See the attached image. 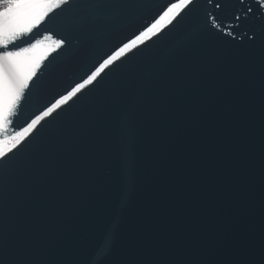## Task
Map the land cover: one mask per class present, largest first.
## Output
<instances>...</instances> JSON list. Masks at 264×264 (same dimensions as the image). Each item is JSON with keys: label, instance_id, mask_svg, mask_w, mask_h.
Here are the masks:
<instances>
[{"label": "water", "instance_id": "95a60500", "mask_svg": "<svg viewBox=\"0 0 264 264\" xmlns=\"http://www.w3.org/2000/svg\"><path fill=\"white\" fill-rule=\"evenodd\" d=\"M166 2L135 0L95 25L73 13L61 33L70 45L45 61L35 94L82 82L100 49L135 39ZM206 7L165 25L17 157L0 193L10 242L45 264H138L160 250L185 264H235L264 239L259 60L242 35L249 25L229 11L221 34Z\"/></svg>", "mask_w": 264, "mask_h": 264}, {"label": "snow or ice", "instance_id": "6c2138e0", "mask_svg": "<svg viewBox=\"0 0 264 264\" xmlns=\"http://www.w3.org/2000/svg\"><path fill=\"white\" fill-rule=\"evenodd\" d=\"M135 0H0V193L5 192V174L17 157L37 141L42 133L69 113L80 101L119 74L126 64L143 52L165 25L179 24L198 9L200 0H167L157 15L141 24L139 35L120 40L99 50L81 81L70 83L64 92L48 99L35 94L40 78L47 71L45 61L54 53L66 50L68 36L63 25L71 15L82 11L76 22L103 24L113 9L131 6ZM205 22L224 32L219 17L230 11L237 26L247 23L243 38L249 51L258 57L261 70V99L264 110V0H205ZM239 4V9L235 5ZM259 23V27L257 24ZM48 25H53L50 29ZM48 29V30H45ZM249 32L251 36H249ZM235 29L227 36L235 39ZM162 38V37H161ZM122 45V46H121ZM140 45L139 49L137 46ZM50 62V61H49ZM86 77V78H84ZM66 93V94H65ZM59 98H56V97ZM18 129V130H17ZM0 264H45L37 254L0 233ZM138 264H185L183 259L160 250ZM235 264H264V239L249 249Z\"/></svg>", "mask_w": 264, "mask_h": 264}]
</instances>
